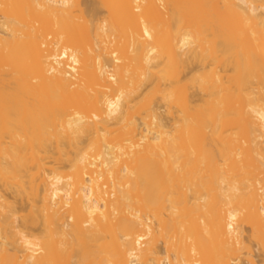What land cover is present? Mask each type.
<instances>
[{
  "label": "bare ground",
  "instance_id": "1",
  "mask_svg": "<svg viewBox=\"0 0 264 264\" xmlns=\"http://www.w3.org/2000/svg\"><path fill=\"white\" fill-rule=\"evenodd\" d=\"M93 1L0 0V264H264V0Z\"/></svg>",
  "mask_w": 264,
  "mask_h": 264
},
{
  "label": "rangeland",
  "instance_id": "2",
  "mask_svg": "<svg viewBox=\"0 0 264 264\" xmlns=\"http://www.w3.org/2000/svg\"><path fill=\"white\" fill-rule=\"evenodd\" d=\"M92 2H93V4H94V2L95 1H93V0H84V4H83V7L84 8H86V9H92V7H91V5H92ZM103 12V11H102ZM103 14V13H102ZM104 15V14H103ZM102 15V16H103ZM255 63H256V61H255V56H253V59H252V61H251V64H250V66L248 67V69H247V71H246V82H247V84H248V88H249V90L251 91L252 89H254V88H256V84H257V79H256V69H255ZM223 70V69H222ZM225 70V69H224ZM225 75V74H224ZM222 85H223V87H226L227 86V79L226 78H224L223 80H222ZM254 253H255V258H256V260L258 261V262H260V260H261V262H262V260H263V256L261 255V253L259 252V250L255 247L254 248Z\"/></svg>",
  "mask_w": 264,
  "mask_h": 264
}]
</instances>
